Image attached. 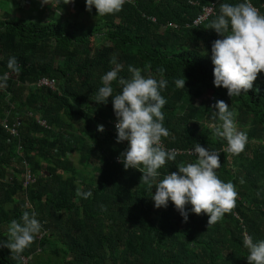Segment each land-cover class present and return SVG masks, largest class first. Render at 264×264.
I'll use <instances>...</instances> for the list:
<instances>
[{
  "label": "trees",
  "instance_id": "16d2710c",
  "mask_svg": "<svg viewBox=\"0 0 264 264\" xmlns=\"http://www.w3.org/2000/svg\"><path fill=\"white\" fill-rule=\"evenodd\" d=\"M8 1L23 7L22 0ZM243 2L127 0L122 11L97 16L89 27L78 26L70 9L96 16L86 0H55L19 19L0 11V77H8L0 87V242H7L11 221L21 222L24 211L34 212L42 226L19 259L0 246V264H23L22 257L29 264H248L245 234L264 240V72L240 96L217 88L211 47L223 37L209 27L221 4ZM250 3L264 15V0ZM211 5L213 16L195 27ZM11 57L19 71L9 68ZM113 57L121 66L118 78L130 79L132 66L146 78L167 81L161 111L170 134L162 146L177 156L158 170L152 189L119 159L128 141L117 142L113 98L95 102L102 77L116 67ZM43 79L55 90L39 88ZM177 79H185V88ZM112 87L113 96L121 92L118 80ZM218 100L249 127L239 155L227 152L226 139L215 134L222 123L212 107ZM199 115L206 120H196ZM197 143L220 154L217 176L238 193L233 212L211 226L191 205L184 222L171 201L157 209L152 199L166 175L197 162L190 154ZM78 189L91 197L77 196Z\"/></svg>",
  "mask_w": 264,
  "mask_h": 264
},
{
  "label": "clouds",
  "instance_id": "9594fccd",
  "mask_svg": "<svg viewBox=\"0 0 264 264\" xmlns=\"http://www.w3.org/2000/svg\"><path fill=\"white\" fill-rule=\"evenodd\" d=\"M74 0H62L69 4ZM127 0H86V10L91 12L93 6L96 16L104 17L115 14L123 9ZM50 0H42L49 4ZM222 36L211 47V60L214 65V85L227 89L229 97L240 96L253 87L258 74L264 72V15L245 0L236 5L223 3L220 14L210 26ZM230 29V32H229ZM116 64L115 57L112 60ZM10 69L19 71L15 57L8 62ZM121 66L116 64L113 70L103 77V86L99 88L95 97L98 104H106L108 98H113V110L117 118L115 128L117 142L128 141L127 149L121 153L120 160L127 170H139L142 173L141 182L153 188V182L160 175L159 169L167 161H174L177 156L175 150H165L162 138L169 136V130L164 127V114L161 109L166 104L161 90L166 88L167 81H157L152 77H145L139 68L129 66L130 79L118 78ZM163 72V69L159 70ZM7 74L0 77V87L6 86ZM121 92L113 96L112 82L117 81ZM178 88H185V79H177ZM216 110L222 123L214 129L217 136L227 141L226 151L232 155H239L247 144V134L237 130L236 113L229 110V105L218 100L212 106ZM97 130L104 131L103 125ZM194 154L198 159L195 163L178 166V172H172L160 180L155 188L152 199L157 209L168 206L171 201L176 210L188 221L187 206L191 205V212L196 215L208 216L207 226L220 221L225 214H231L237 206L238 193L232 182L221 181L216 169L221 166L220 154L210 152L200 144H196ZM92 193L77 190V196L87 199ZM238 217V216H237ZM40 222L35 213L24 211L21 222L11 221L8 228L7 242H0V246L11 251L13 259L20 255L35 240L41 230ZM244 246L248 249V264H264V240L253 242L251 236L245 234Z\"/></svg>",
  "mask_w": 264,
  "mask_h": 264
},
{
  "label": "rangeland",
  "instance_id": "374dc122",
  "mask_svg": "<svg viewBox=\"0 0 264 264\" xmlns=\"http://www.w3.org/2000/svg\"><path fill=\"white\" fill-rule=\"evenodd\" d=\"M13 1H16V0H13ZM50 1L51 2L49 4H51L52 6L56 5L55 4V0H50ZM21 4H22L23 7L16 6V5H14L13 2L9 3L8 0H0V11L1 12H11L13 17L19 19V18H23L24 15H26V14L28 15L29 13L31 15L32 14L31 11H33V10L35 12L39 13V11H41L42 7L47 5V4H43L42 5V0H22ZM70 9H71V12L73 14V15H71L72 19L76 20V23H77L78 26L81 25V26H84V27H89V26H92V25L96 24V22L98 21V17L97 16H91L89 14H81L80 11L78 10V8L77 7H75V8L72 7L71 4H70ZM1 12H0V15L2 14ZM60 14H61V12H60ZM52 16H54V13L52 14ZM207 99H209V98L206 97V98L201 99V100L198 99V100L195 101V103L200 104L201 101L205 102ZM212 103H213V101H212ZM196 120L200 121V120H206V119H205V117L202 118L199 115ZM236 126H237V130L238 131H242V132H245L247 134V132L249 130L248 125L247 126H245V125L243 126L242 123H239V122L236 121ZM74 157L77 160L78 156L76 154H74Z\"/></svg>",
  "mask_w": 264,
  "mask_h": 264
},
{
  "label": "built area",
  "instance_id": "2783aa9c",
  "mask_svg": "<svg viewBox=\"0 0 264 264\" xmlns=\"http://www.w3.org/2000/svg\"><path fill=\"white\" fill-rule=\"evenodd\" d=\"M73 7V6H72ZM214 14V5H211L209 7H205L203 10H202V13L200 16H198V18L195 20L194 22V26L195 27H198L202 24H204L210 16H213ZM152 22H156L155 19H152ZM169 28H174V25L172 24H169L168 26ZM8 79V77H7ZM37 86L39 88H48V89H52V90H55V86L53 83H51L49 80L47 79H43L41 80ZM42 125L46 126V123L45 122H42ZM6 127V126H5ZM9 131H11V134L15 135L16 134V130L15 129H9ZM190 154H194V151L193 152H190ZM194 155H197V154H194ZM28 183H32V181L30 182V178L28 180ZM22 263L23 264H29V258L27 257H22Z\"/></svg>",
  "mask_w": 264,
  "mask_h": 264
},
{
  "label": "crops",
  "instance_id": "0c3cea01",
  "mask_svg": "<svg viewBox=\"0 0 264 264\" xmlns=\"http://www.w3.org/2000/svg\"><path fill=\"white\" fill-rule=\"evenodd\" d=\"M32 3V2H31ZM33 9V8H32ZM34 11V10H33ZM13 137H17V136H13ZM19 151H21L20 149H19Z\"/></svg>",
  "mask_w": 264,
  "mask_h": 264
}]
</instances>
